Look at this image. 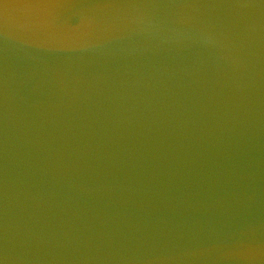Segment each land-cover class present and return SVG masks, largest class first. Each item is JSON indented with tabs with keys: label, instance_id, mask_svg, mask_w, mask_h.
I'll list each match as a JSON object with an SVG mask.
<instances>
[{
	"label": "water",
	"instance_id": "obj_1",
	"mask_svg": "<svg viewBox=\"0 0 264 264\" xmlns=\"http://www.w3.org/2000/svg\"><path fill=\"white\" fill-rule=\"evenodd\" d=\"M174 13L223 38L170 41ZM258 250L262 0H0L4 264H264Z\"/></svg>",
	"mask_w": 264,
	"mask_h": 264
},
{
	"label": "clouds",
	"instance_id": "obj_2",
	"mask_svg": "<svg viewBox=\"0 0 264 264\" xmlns=\"http://www.w3.org/2000/svg\"><path fill=\"white\" fill-rule=\"evenodd\" d=\"M262 3H264V0H262ZM150 7H158V6H150ZM136 9H140L143 7H135ZM170 8H179V9H184V8H193L195 7H171ZM147 13L143 12H136V17L140 20L143 21L144 18L147 16ZM174 15L177 17L174 21L171 23H174L178 27H169L168 33V39L170 41L174 42H180L181 40L183 41H193V42H199L203 45L206 46H213L217 45L219 42V39H222L223 37L218 38L216 35H214L211 32H206L203 29H196L195 25L193 24V17L189 16L187 13H174ZM149 24L153 23L152 19L148 20ZM162 25L161 21H156L155 26L159 30ZM193 32H199L198 38L193 36ZM235 254H229L228 258H234ZM264 257V251H256L253 255L248 257L251 261H256ZM0 264H4L3 260H0Z\"/></svg>",
	"mask_w": 264,
	"mask_h": 264
}]
</instances>
